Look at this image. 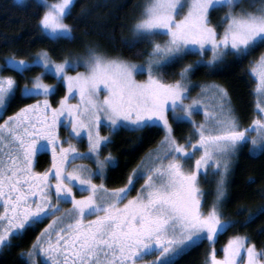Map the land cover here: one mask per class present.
I'll use <instances>...</instances> for the list:
<instances>
[{
	"label": "snow or ice",
	"instance_id": "obj_1",
	"mask_svg": "<svg viewBox=\"0 0 264 264\" xmlns=\"http://www.w3.org/2000/svg\"><path fill=\"white\" fill-rule=\"evenodd\" d=\"M72 3L57 0L40 5L45 10L37 23V39L53 44L76 40L72 26L65 22ZM138 8L132 37L121 43L128 48L148 45L136 53H147L141 63L97 45L66 55L40 48L30 58L4 57L3 67L22 77L33 67L42 69L23 86L14 76L0 74V116L17 91L21 98L44 97L0 123V249H10L13 237L51 216L20 253L21 264H178L203 240L214 242L232 225L264 214L261 205L244 221H237L224 218L218 207L226 198L232 157L245 145L250 153H264V99H260L264 98V52L249 61L250 75L256 80V108L262 115L246 128L240 127L226 88L192 84L189 79L201 69L210 74L238 63L264 46V0H250L249 7L241 0H143ZM219 8L227 11L213 25L211 13ZM159 36L167 39L159 41ZM191 55L198 59L184 64L175 74L178 79L165 81L158 75ZM227 56L233 59L228 61ZM78 67L84 71H68ZM144 73L146 79L136 78ZM44 74H52L57 83H46ZM61 86L66 87L65 95L53 106L48 97ZM196 87L200 92L191 96ZM76 96L79 100L70 103ZM201 111L202 121L192 119ZM170 117L177 124H190V134L174 135ZM61 125L68 130L63 139L58 132ZM152 127L164 133L158 145L122 186L107 187L105 170L119 162L111 153H101L113 143V135L122 129ZM101 128L109 134L102 135ZM250 132L256 134L249 136ZM85 136L88 148L81 152L73 140L82 142ZM40 147L50 148L51 166L34 172L33 157ZM82 159L93 160L96 167L73 163ZM209 174L214 188L206 192L200 183ZM141 179L136 194L129 195ZM74 189L87 194L77 196ZM247 241L245 236H231L223 257L212 248L204 264H264V248L258 250ZM152 255L153 259H145Z\"/></svg>",
	"mask_w": 264,
	"mask_h": 264
},
{
	"label": "trees",
	"instance_id": "obj_2",
	"mask_svg": "<svg viewBox=\"0 0 264 264\" xmlns=\"http://www.w3.org/2000/svg\"><path fill=\"white\" fill-rule=\"evenodd\" d=\"M56 1V0H48ZM245 0H241V3ZM143 0H74L71 5V15L66 16L65 22L72 26L76 40L73 42L63 41L53 44L46 39H37L40 29L37 23L40 15L45 10L36 0H27L25 4L15 0H0V65L4 63V57L15 54L17 57L30 58L40 48H47L55 53L67 54L68 51L80 52L86 46L97 45L101 49L112 54H118L135 63L145 60L147 53L137 55L138 50L149 47L139 44L135 48L122 45V40L131 39L130 31L134 19L139 14L138 5ZM244 5V4H243ZM241 5H237L240 7ZM249 7V6H248ZM226 8L216 9L211 13L210 19L213 25L220 23ZM222 31V28L218 29ZM165 36L156 39L163 41ZM264 52V46L254 50L248 57L238 63L229 64L226 68L209 74V70L201 69L192 75V80L197 84L216 83L228 90L231 98L234 114L238 117L239 124L246 128L257 116L256 95L254 89L256 81L250 75L251 65L249 61L256 60L260 53ZM53 58H60L54 55ZM231 61V56L225 57ZM194 59L186 57L179 66L190 63ZM40 67H33L25 71L23 77L11 69L3 68L4 75L16 78L20 86L27 78L41 73ZM48 83L55 84L57 80L50 74H44ZM65 87L61 86L52 95L56 102L65 94ZM36 97L21 98L18 91L16 98L5 111L0 119L12 115L25 104L32 103ZM174 135L178 138L190 134L191 125L187 122L177 124L173 122ZM107 128H102L106 132ZM164 133L157 127L139 129L136 131L120 130L113 135V143L102 150V155H111L119 162L115 168H107L105 184L109 188L120 187L126 182L131 170L136 167L142 158H145L150 150L154 149ZM50 165L48 153L38 155L35 167L44 170ZM251 180V182H250ZM226 198L221 203L219 210L224 213V218L244 221L249 213H254L261 205H264V153L251 154L248 145H245L237 154L230 174L226 179ZM207 205H205L206 209ZM244 209V211H240ZM24 236H17L12 241V246L3 248L0 252V264H21L20 253L27 250L36 239L38 232L34 227L27 229ZM233 235H241L256 245L264 248V214L256 216L251 222L237 223L229 227L217 236L215 247L216 255H223V247ZM211 250V245L202 241L189 255L178 261V264H204L206 253Z\"/></svg>",
	"mask_w": 264,
	"mask_h": 264
},
{
	"label": "rangeland",
	"instance_id": "obj_3",
	"mask_svg": "<svg viewBox=\"0 0 264 264\" xmlns=\"http://www.w3.org/2000/svg\"><path fill=\"white\" fill-rule=\"evenodd\" d=\"M15 1H16L17 3H20V4H25V3L27 2V0H15ZM36 1H37L39 4H51V3H56V2H57V0H56V1H51V2H49L48 0H36ZM73 2H74V0H73ZM249 3H250V0H245V1L242 2V4H244L243 6H245V7H248V6H249ZM238 8H239V7H238ZM166 39H167V37L165 36V37H164V40H166ZM210 55H211V53L209 52V53H208V56H210ZM208 56H205V59H207ZM190 57H192L194 60L198 59V57L195 56V55H191ZM185 58H186V57H185ZM190 63H191V62H190ZM3 64H4V63H3ZM3 64L0 65V74H2V75H4V74L2 73V69L4 68V67H3ZM187 64H188V63H187ZM181 67H183V66H179L178 64H175V65H173V66L170 67V68H167V69L162 70L161 72L158 73V75H161V76L164 78L165 81H171V80H174V79H178L179 77H178L177 75H175V74L179 72V70H180ZM68 71H69L70 73L74 74L75 71H84V68H83V67H78V68H75V69L69 68ZM50 75H52V74H50ZM52 76H53V75H52ZM253 76H254V74H252V77H253ZM146 77H147V73H144V74H141V75H137L136 78H137L138 80H143V79H146ZM42 78L44 79V75H43ZM189 79H190V82H191L192 84H196V83L192 80V75H191V74H190ZM254 80H255V79H254ZM44 81H45L46 83H48L45 79H44ZM255 81H256V80H255ZM49 84H52V83H49ZM65 89H66V87H65ZM65 92H66V90H65ZM199 92H200V88H199V87H196V88H193V89L191 90L190 95H191V96H196ZM64 95H65V94H64ZM102 95H103V93H101V96H102ZM34 97H36V99H35L32 103H34L36 100H42V99H44V97H42V96H34ZM48 99L50 100V102L52 103L53 106H56L57 101L59 100V99H58L56 102H54L53 99H52V95H50V96L48 97ZM260 99H264V98H260ZM78 100H79V96H76L74 99L70 100L69 102H70V103H76ZM257 100H258V97L256 96V103H257ZM186 102H187V101H186ZM30 104H31V103H30ZM209 107H211L210 102H209ZM256 110H257V108H256ZM4 114H5V111L3 112L2 116H0V119L4 116ZM261 115H262V113H260V112L257 110V116H256V118L259 117V116H261ZM6 118H7V117H6ZM6 118H5V119H6ZM192 119H194V120L197 121V122L202 121V120L204 119L203 111H201L199 114H194L193 117H192ZM3 120H4V119H3ZM3 120H1L0 123H2ZM170 122L173 123V121L171 120V117H170ZM240 127H242V126L240 125ZM58 132H59V134H60V136H61L62 139L68 135V130H67L66 128H64L62 125L58 128ZM101 134H102V135H107V134H109V130H106V132H103V131H102V128H101ZM255 134H256L255 132H250V133H248L249 136H253V135H255ZM38 143H43V142H38ZM73 143L76 144V146H77V148L79 149V151H81V152H86V151H87L88 145H87V138H86V136L84 137V139H83L82 142L79 141V140H73ZM249 143H250V142H249ZM248 149H249V146H248ZM44 152L49 154L50 165H49L48 168H50V166H51V150H50V148H47V147H40V148L38 149V151L36 152V154L34 155V157H33L32 170H33L34 172H44L46 169H48V168H46V169H44V170H37L36 167H35V164H36V160H37L38 155L41 154V153H44ZM237 154H238V153H237ZM237 154H236L235 156L232 157V160H231V166L234 164V161H235V158H236ZM251 154L258 155V154H260V153L257 152V153H251ZM101 155H102V153H101ZM147 155H148V154H147ZM147 155H146L145 158H147ZM102 156H103V155H102ZM73 163H75V164H86V165H89V166L92 167V168H95V167H96V165L94 164L93 160H91V159L77 160V161H74ZM189 163H191V162H189ZM107 171H108V169L106 168V170H105V177H106V175H107ZM94 179H95V182H97V183L100 182V178H99L98 176H97V177H94ZM105 179H106V178H105ZM212 179H213V178H212L211 174H209V177H208L207 180H205L203 177H201L200 187H201L203 190H205L206 192L213 190V188H214V184L209 182V181H211ZM226 179H227V178H226ZM104 183H105V180H104ZM142 183H143V180H142V179L139 180V181H137L136 184H135V189L132 190V191L129 193V195L134 196V195L136 194V190L139 189L140 184H142ZM74 191H75V194H76L77 196H79V195H86V194H87V193H83V192H80V191L75 190V189H74ZM207 199H208V203L210 204V203H211V200H212V197L209 196ZM2 205H3V201L0 200V211H3V206H2ZM220 206H221V203L218 205V207H220ZM62 207H63V208H69V207H71V205H70V204H62ZM206 208H207V207H206ZM205 210H206V209H205ZM57 215H59V214L57 213ZM50 219H51V216H48L47 218H44V219H43V222H42V223L35 225L34 230H35L36 232H38V235L40 234V229H42V228H43V227L49 222ZM86 219H91V217H86ZM31 228H33V227H31ZM31 228H29V229H31ZM26 231H27V230H26ZM24 232H25V231H23V232L21 233V236H22V237H23L24 234H25ZM19 236H20V235H19ZM16 237H17V236H16ZM36 237H37V236H36ZM14 238H15V237L12 238V241H13ZM216 239H217V237L215 238L214 242H209L207 239H205V240L211 245V249H212V248H215V250H216V247H215ZM203 241H204V240H203ZM247 242L252 243V242H250L249 240H248ZM257 249L259 250V248H257ZM1 251H2V249H0V252H1ZM0 254H1V253H0ZM223 254H224V253H223ZM217 257H223V255H222V256H217ZM153 258H154V255H152V256H146V257H145L146 260H150V259H153ZM262 258H264V257H262Z\"/></svg>",
	"mask_w": 264,
	"mask_h": 264
}]
</instances>
